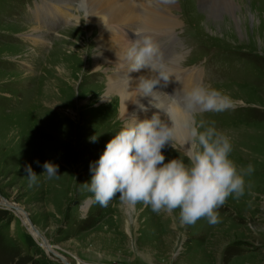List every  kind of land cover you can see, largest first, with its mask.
Masks as SVG:
<instances>
[{
	"label": "rangeland",
	"instance_id": "1",
	"mask_svg": "<svg viewBox=\"0 0 264 264\" xmlns=\"http://www.w3.org/2000/svg\"><path fill=\"white\" fill-rule=\"evenodd\" d=\"M23 1L0 0V264H64L32 236L25 216L70 264H264V0H244L237 23L221 9L205 14L195 0H176L181 68L197 73L201 83L235 105L197 119L215 121L230 138V158L238 169L255 168L245 178L244 196H230L214 226L205 219L184 225L179 209L157 215L142 203L128 207L119 193L106 207L95 201L88 185L93 166L128 123L115 116L117 104L108 111L99 98L113 71L108 65L93 69L91 51L99 30L93 36L84 17L67 23L48 18L41 25L36 7L27 20ZM34 27L46 30V43L26 42ZM69 36L85 41L84 55L62 62L72 51L63 44ZM167 45L159 49L177 50ZM35 51H44V57L33 56ZM165 88L169 99L181 95L174 85ZM162 151L164 163L183 155L171 144ZM49 161L58 166L50 180L41 175ZM29 165L38 175L31 186ZM3 202L20 206L21 212Z\"/></svg>",
	"mask_w": 264,
	"mask_h": 264
},
{
	"label": "clouds",
	"instance_id": "2",
	"mask_svg": "<svg viewBox=\"0 0 264 264\" xmlns=\"http://www.w3.org/2000/svg\"><path fill=\"white\" fill-rule=\"evenodd\" d=\"M163 2L174 4L175 0ZM77 7L86 21L90 16L86 0H77ZM134 32L137 38L124 53L128 72L149 69L153 75L140 77L137 89L144 96L154 95L155 86L167 85L175 74L154 40L142 29ZM181 93L179 97L172 96L180 108L179 113L171 106L161 108L171 126L158 114L143 120L133 115L107 143L97 165L93 166L95 175L88 184L100 205L108 206L119 193V200L128 207L142 203L157 215L179 209V219L184 225L205 219L214 226L220 222L218 209L228 198L238 200L244 196L245 178L255 171L254 166L249 164L238 169L230 158L233 151L230 138L215 127V121L197 119L204 113L228 111L234 108L233 101L203 83L183 88ZM140 108L147 111L144 105ZM91 139L94 142L96 138ZM168 144L180 153L182 150L183 155L164 163L166 157L162 150ZM188 144L190 147L185 149ZM43 168L41 175L46 179L58 175V166L50 161L45 162ZM26 171L30 186L36 184L38 175L30 165Z\"/></svg>",
	"mask_w": 264,
	"mask_h": 264
},
{
	"label": "bare ground",
	"instance_id": "3",
	"mask_svg": "<svg viewBox=\"0 0 264 264\" xmlns=\"http://www.w3.org/2000/svg\"><path fill=\"white\" fill-rule=\"evenodd\" d=\"M44 1L45 0L36 3L35 14L41 25H46V20L48 18L60 22H70L71 20L75 21L84 17L80 10L78 14L73 13L74 9H77V0H47L48 4ZM191 1L194 2L193 0ZM195 1L197 2L198 7L203 10L205 14L209 13L210 8H214L217 11H220L221 9V11L226 12L231 18H233L236 23L240 21V16L237 14V10L239 5L242 4L244 0ZM146 2L147 3H142L139 2V0H86L87 10L90 13L86 24L90 25V28H93V36L96 35L99 30V36L96 40L97 43H94V48L91 51L93 52L92 60L95 63L93 69L99 72L104 65H108L110 66L109 69L113 70L108 74V86H106L105 91L103 90V94L100 95L99 98L103 99V103L107 106L106 108L108 111L112 108L109 105H113L114 103L117 104L115 106L117 107L115 108L117 111L115 116L117 118L120 117L122 121H125L135 115L137 119L143 120L151 119L154 114H158L162 120L171 126V121L169 120L165 110L161 108H168L171 106L177 113L180 112V108L177 105L176 100L169 99L165 94H163L162 88H165L166 86L178 85L180 86L182 92L183 88L189 89L194 84L200 83V77L194 71L191 72L181 68L180 61L182 55L180 54V48L178 47V37L176 32L182 23H180L179 17H177L174 13L177 8L176 0L174 4H166L163 0H148ZM41 4L43 8L40 7ZM80 25L82 24L79 23L76 26ZM138 27L145 32V35L150 37L153 36L154 39L161 38L162 42H167V44L170 43L171 46H174L175 44V48L177 47V50L173 47L170 55L166 54V57H164V60L167 62L168 66H170L169 68L175 75L171 77L167 85L162 84L160 87L159 85L155 86L153 89L154 95L144 96L139 94V90L137 89L140 77L143 76L150 78L153 73H151V71L147 68L141 69L139 72L129 73L127 62L124 59V53L130 46L133 39L128 36H122L119 31L127 29L134 33V30ZM68 30H71V28L66 31ZM45 31H42L39 27H34L24 36L25 40L28 44L29 41L33 45L44 44L47 42ZM148 33L152 34V36ZM63 44L66 45L64 47H70L72 51H70L67 55L69 59L63 58L62 62H73L77 57L79 58L80 55H84L82 54V51L85 49V41L81 37L69 36ZM39 54L41 57H44V51H35L33 56L35 55L38 57ZM84 59L85 57L81 56V62H83ZM176 77L179 80H177ZM111 94H114V96L111 97ZM140 105H144L147 108V111L142 110ZM156 105L160 108L156 107ZM134 111H136L137 114H135ZM141 113L144 114V118L140 116ZM184 147L187 149L190 147V144L185 145ZM3 203L6 208H11L9 203ZM89 206V202L85 203L83 207L84 213L88 211ZM18 212H21V209H19ZM24 224L29 228L32 236H34L36 240L38 237L43 240V236H39L33 230L32 225L30 221L27 220L26 216ZM43 245H45V250H47L49 254H53L62 262L66 260L60 254L54 253L48 243L43 242Z\"/></svg>",
	"mask_w": 264,
	"mask_h": 264
},
{
	"label": "water",
	"instance_id": "4",
	"mask_svg": "<svg viewBox=\"0 0 264 264\" xmlns=\"http://www.w3.org/2000/svg\"><path fill=\"white\" fill-rule=\"evenodd\" d=\"M11 208L12 209H14L15 211H18L19 209H21L20 208V206H18V205H12L11 206ZM31 225H32V228H33V230L39 235V236H41V233L39 232V230H37L36 228H35V226L31 223ZM42 239H43V242L45 243H48L47 242V240L44 238V236L42 237ZM64 264H70V262L69 261H67V260H64V262H63Z\"/></svg>",
	"mask_w": 264,
	"mask_h": 264
}]
</instances>
